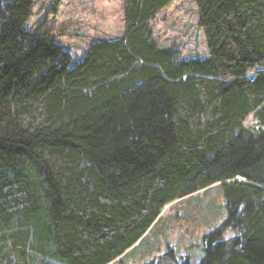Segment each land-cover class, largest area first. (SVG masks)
Returning a JSON list of instances; mask_svg holds the SVG:
<instances>
[{
	"label": "trees",
	"instance_id": "obj_1",
	"mask_svg": "<svg viewBox=\"0 0 264 264\" xmlns=\"http://www.w3.org/2000/svg\"><path fill=\"white\" fill-rule=\"evenodd\" d=\"M173 1L123 0L73 63L34 0H0V264L113 263L212 186L200 260L145 264H264V0H194L207 55L184 59L151 27Z\"/></svg>",
	"mask_w": 264,
	"mask_h": 264
},
{
	"label": "rangeland",
	"instance_id": "obj_2",
	"mask_svg": "<svg viewBox=\"0 0 264 264\" xmlns=\"http://www.w3.org/2000/svg\"><path fill=\"white\" fill-rule=\"evenodd\" d=\"M43 25L80 61L95 40H113L123 33V0H34L27 29ZM159 47L172 46L181 59L207 55L194 0H174L151 23ZM249 119L248 124L252 123ZM226 217L219 187L177 200L166 206L159 222L128 254L110 264H145L169 249L193 263L203 255V237Z\"/></svg>",
	"mask_w": 264,
	"mask_h": 264
}]
</instances>
